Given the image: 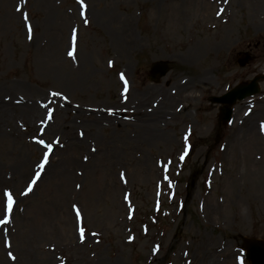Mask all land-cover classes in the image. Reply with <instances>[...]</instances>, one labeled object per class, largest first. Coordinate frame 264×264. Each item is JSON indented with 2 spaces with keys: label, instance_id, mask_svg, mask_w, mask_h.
I'll use <instances>...</instances> for the list:
<instances>
[{
  "label": "rangeland",
  "instance_id": "374dc122",
  "mask_svg": "<svg viewBox=\"0 0 264 264\" xmlns=\"http://www.w3.org/2000/svg\"><path fill=\"white\" fill-rule=\"evenodd\" d=\"M83 2L0 0V219L3 192L14 199L0 264H251L245 244L264 240V81L227 124L209 97L264 74V0ZM164 59L172 70L152 81ZM34 102L52 119L45 108L32 121ZM112 111L117 123L95 121ZM157 118L163 135L143 131Z\"/></svg>",
  "mask_w": 264,
  "mask_h": 264
},
{
  "label": "snow or ice",
  "instance_id": "6c2138e0",
  "mask_svg": "<svg viewBox=\"0 0 264 264\" xmlns=\"http://www.w3.org/2000/svg\"><path fill=\"white\" fill-rule=\"evenodd\" d=\"M77 2L81 5L82 9L86 8V5L84 4L83 0H77ZM20 10H21V8L18 7L17 11H20ZM81 15L82 16L84 15L83 11L81 12ZM27 19H28V17H27V14L25 13L24 14V20L27 21ZM84 23L85 24L88 23L87 19L84 20ZM28 31H29V34H30L31 33V27L30 26L28 28ZM29 38H31L30 35H29ZM74 48H75V29L73 30V49ZM68 55L69 56H73V58H74V51H69ZM109 66L110 67L112 66V62L111 61L109 62ZM120 79L124 80V82H125V91H127V81L125 80V78H124L122 73L120 74ZM51 95L53 97H55V96L61 95V93L52 92ZM42 106L44 108L48 109L47 119L51 120L52 119V111L53 110L49 109L47 104L42 105ZM81 135H83V134H81ZM36 142L38 144H40V145H43L45 148L51 149V145L50 144H46L43 139H38ZM48 155H49L48 152L44 153L43 160L37 165L39 171H37L36 174H35L36 178L32 180L31 184H29V186L27 188V191L22 193L23 195H27L29 192L32 191L33 185H35L36 180H38L40 178L41 172L43 171L45 164H47V162H48ZM181 159H183V157H181ZM3 196L6 198L5 208H4L5 215L3 216L2 219H0V225H6V224H8L10 222L11 214H12V208H13V204H14V199H13L12 193L10 191L5 190L3 192ZM73 207L76 210V218H77L78 221H80L82 218L80 216L79 209L75 208V205ZM79 232H80V240H81V242H83V239H84V228L82 226L79 227ZM93 235H95V233ZM8 246L10 247V244H8ZM8 255H9L10 258L15 259V257L12 256L11 252H9Z\"/></svg>",
  "mask_w": 264,
  "mask_h": 264
},
{
  "label": "water",
  "instance_id": "95a60500",
  "mask_svg": "<svg viewBox=\"0 0 264 264\" xmlns=\"http://www.w3.org/2000/svg\"><path fill=\"white\" fill-rule=\"evenodd\" d=\"M249 58H246L241 63L247 62ZM155 71H159L162 74H165V72L168 70V67H166L163 64H157L154 66ZM160 73V74H161ZM259 77L255 78L252 83L250 84H242L240 86H237L236 88L232 89L231 92L228 94L222 96L218 100L219 102L224 101L229 104V106L223 108L222 113V119L223 120H230L231 114H232V108L230 106L236 102L237 99L243 100L245 96L254 95V93L259 91V87L256 83L257 79ZM249 251V260L253 262V264H264V242L258 241V240H252L249 242L248 246Z\"/></svg>",
  "mask_w": 264,
  "mask_h": 264
},
{
  "label": "bare ground",
  "instance_id": "6f19581e",
  "mask_svg": "<svg viewBox=\"0 0 264 264\" xmlns=\"http://www.w3.org/2000/svg\"><path fill=\"white\" fill-rule=\"evenodd\" d=\"M131 30V28L129 29V26H125V28H124V33L125 32H127V33H129V31ZM165 100H167L168 102H170L171 100H170V98H166ZM126 104H128V103H126ZM167 104V103H166ZM165 104V105H166ZM165 105H163V107L162 108H156L155 110H165L167 113H170L171 114V111L169 110V108H171V105L169 104L168 106H165ZM27 110H28V113H29V115H30V119L33 121H35V118H36V116H39L41 113H42V111H43V109H45L43 106H42V103H40V105H37V103L36 102H34V103H32L31 105H29V104H27ZM0 107H2L3 109L5 108H8V107H6L5 105H1ZM166 107V108H165ZM155 110H153V111H155ZM0 111L3 113V114H5L4 113V111L3 110H1L0 109ZM118 112H121V110H119L118 109ZM160 111H157V113H159ZM162 112H164V111H162ZM58 113V112H57ZM155 113H156V111H155ZM108 114L109 115H111V116H117V112L116 111H112V113H107V115H102L101 116V118H97V120H95L96 122H99V123H101V121H106V122H108V123H110V122H112V120H114L115 121V123H117L118 122V119L117 118H115V117H112V119H110V117L108 116ZM143 116V115H142ZM160 119L159 118H157V120H156V122H151L150 123V120H148L147 119V125H148V127H145V129H143V131H145V130H147L148 131V134H150V135H153V136H157V134L159 135V136H161V135H163V133H161L160 132V130H159V123H160ZM0 124H1V121H0ZM143 134V133H142ZM167 135V134H166ZM92 137H94V138H92V139H98L96 136H92Z\"/></svg>",
  "mask_w": 264,
  "mask_h": 264
}]
</instances>
